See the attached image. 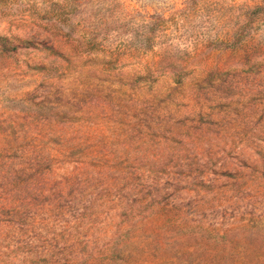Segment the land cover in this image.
I'll use <instances>...</instances> for the list:
<instances>
[{
	"label": "rangeland",
	"instance_id": "1",
	"mask_svg": "<svg viewBox=\"0 0 264 264\" xmlns=\"http://www.w3.org/2000/svg\"><path fill=\"white\" fill-rule=\"evenodd\" d=\"M0 264H264V0H0Z\"/></svg>",
	"mask_w": 264,
	"mask_h": 264
}]
</instances>
